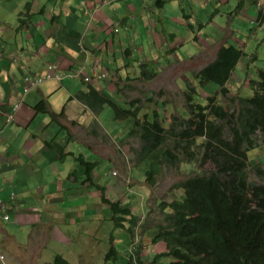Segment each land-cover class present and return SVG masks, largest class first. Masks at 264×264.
Listing matches in <instances>:
<instances>
[{
	"label": "crops",
	"instance_id": "crops-1",
	"mask_svg": "<svg viewBox=\"0 0 264 264\" xmlns=\"http://www.w3.org/2000/svg\"><path fill=\"white\" fill-rule=\"evenodd\" d=\"M6 1H12L15 5L0 16V199L10 201V193L14 191L17 194L14 204L20 205V208L18 211H9L10 220L5 219L0 210V255H6V264H39L41 258L42 264H47L44 262L46 257L53 261L59 254L70 262L63 252L65 247L74 243L68 234L79 233L88 220L94 219L92 215L96 213V208L105 204L101 198L103 190L99 188L103 186L100 176L95 171H88L85 163H92L91 157L99 154L113 164L115 160L100 154L94 145H104L102 141L112 137L106 134L99 115L78 100V95L87 91V86L81 80H68L63 84L48 80L26 95L23 94V77L32 75L44 78L50 64L59 68H76L85 64L89 74L98 71L103 65L104 72L113 75V81L125 74L124 68L120 67L122 58L127 70L145 68L152 75L157 74L167 66L157 69L155 61L135 69L130 64L136 52L142 50L143 41L149 42V48L155 47L161 52L165 35L185 43L181 34L171 32L169 25L173 23L172 20L178 21L183 29L192 28L194 34L197 26L200 29L215 27L216 20L207 17L210 20L208 26L201 25L198 20L192 23L190 16L185 13L187 9H183H192L189 0H159L157 6L147 5L148 0ZM177 1L188 3L175 6ZM206 2L209 5L222 4V0ZM228 2L226 0L222 5ZM8 5L11 6V3ZM262 7L259 12L264 18L263 4ZM181 10L184 11L183 15L179 14ZM162 12L167 18L164 21L160 18L151 24L152 20H147ZM237 12V15H241L239 13H243V7ZM233 19L229 18L230 21ZM119 23L120 32H114ZM226 34H217L223 36L219 50L227 47L229 39L225 38ZM208 38L215 42L213 38ZM134 39L140 42L138 50L132 46ZM200 40L206 41L198 33L194 41L199 43ZM215 46L216 43L203 51ZM81 47L88 53L90 51L91 56H85ZM154 57L157 58L156 55ZM179 63L182 61L179 60ZM119 67L121 71L117 73L115 69L119 70ZM109 79L101 83L105 87L101 89L102 92L99 90L102 96L107 95L106 88L111 86ZM20 98L23 99L20 101ZM42 100L47 102L46 112L35 108ZM17 106L14 120L7 124V113ZM132 124L129 122L127 128L130 131ZM61 129L68 133L64 138L58 136ZM127 132L115 139L124 140ZM73 140H79L82 147L85 145L90 149L91 157L90 154H80L77 158L73 151L75 144L71 143ZM77 150L81 151L82 148ZM71 158L79 161L82 168L75 170L77 165L71 162ZM71 177H74V184L66 188ZM104 187L109 201L114 200L108 196L109 187H113L122 195L114 202H126L122 200L123 190L117 187L113 179ZM145 255L142 254L140 258L145 260L148 258ZM17 256L20 260H14ZM78 258H83V251L79 250Z\"/></svg>",
	"mask_w": 264,
	"mask_h": 264
},
{
	"label": "trees",
	"instance_id": "trees-1",
	"mask_svg": "<svg viewBox=\"0 0 264 264\" xmlns=\"http://www.w3.org/2000/svg\"><path fill=\"white\" fill-rule=\"evenodd\" d=\"M244 57L243 50L224 47L215 61L196 74L198 89L189 85L185 113L174 115L169 128L157 112L141 121L135 103L120 105L109 92L102 97L91 87L78 95L95 114L109 105L118 120L133 123L129 134L141 140L135 153L139 165L147 169L151 186L181 163L199 167L175 188L184 191L182 198L157 204L165 218L157 225L152 242L166 244L167 251L161 256H168L170 264H264V183H255L249 176L250 153L264 145V69L257 70L256 79L250 82L251 94L233 97L239 107H226L217 100L232 93L228 84ZM209 88L215 92L206 96L208 103L198 102L201 91ZM35 108L46 112L47 102L42 100ZM85 164L88 171L96 168L95 163ZM255 172L264 174L261 166ZM102 190L115 228L125 229L131 223L128 230L135 234L133 226L139 217L119 202L109 201ZM116 255L112 250L106 259L117 261ZM137 259L135 264H143ZM47 264L70 262L59 254Z\"/></svg>",
	"mask_w": 264,
	"mask_h": 264
},
{
	"label": "rangeland",
	"instance_id": "rangeland-1",
	"mask_svg": "<svg viewBox=\"0 0 264 264\" xmlns=\"http://www.w3.org/2000/svg\"><path fill=\"white\" fill-rule=\"evenodd\" d=\"M189 1L192 9L190 7H183V9H187L185 13L190 16L192 23L195 24L198 20L201 22V25L208 26L210 20L207 17H213L216 20V23H214L215 27L200 29L197 26L194 34L192 28L187 27L183 29L179 26L178 21L172 20L173 23L169 25L171 32L181 34L180 36L185 39V43L183 44L181 39L172 38L171 36L167 37L165 35L163 37L164 47H161V52H159L155 47L149 48V42L145 43L143 41V45H141L142 50L136 52L134 60L130 63L133 68L138 69V67L144 66L147 63L152 64L157 61V69L159 67L163 68V65L167 66L166 69H160L157 74L153 75L151 71L148 72L145 68L130 71L127 70L124 58H122L120 67L124 68L123 72L125 71V74L117 76V79L112 81L111 79H114V77L110 73L109 84L111 86H107L106 91L110 95L112 94L120 105L128 107V105L135 103L134 108H139L138 117L141 121H144L147 116L152 118L154 112H157L161 116L163 125L169 128L174 115L185 113L184 106L187 104L186 92L190 90L189 85L198 89L196 74H200L206 66L215 61L222 50L219 49L222 45L221 41H223V36L217 34H222L223 32L228 33V35H224L225 38L229 39L227 47L228 45H236L237 48L239 46L240 48L238 49L245 50L244 52H246L248 57H244L235 68L233 77L228 84L232 93L227 96L220 95L217 98L224 106H231L232 108L239 107L238 102L235 103L232 101L233 97L237 99V97H244L251 94V89L249 88L250 82L256 79L255 75L257 70L264 69V18L260 15L259 5H257L258 3L264 5V0H229L225 5L222 4L226 0H222V4L211 5L207 2L205 3L206 0ZM9 3H11V6L8 5ZM187 3V1H177L174 5L183 6ZM158 4L159 0H148L147 2V5L150 6H157ZM13 5L15 3L12 1L0 0V16L6 14L8 9H11ZM242 7L243 13L240 12L239 14L241 15H237V10H241ZM167 8L169 10V4ZM179 14L183 15L184 11H179ZM168 16L170 17L171 14L168 13ZM232 17L234 19L230 21L229 18ZM160 18L163 21L167 19L162 12L147 20L149 21L151 19L152 21L150 23L152 24ZM150 30L153 31V27ZM198 33L206 41L200 40L199 43L194 41L195 35H198ZM168 34L171 33L168 32ZM142 37L145 38V34ZM208 37L214 39L216 46L203 51V49L214 45L213 40ZM132 46L138 50L140 48V42L134 39ZM155 55L157 58L154 57ZM252 58L255 60L253 61ZM179 60L182 63L177 64ZM250 66H252L251 69ZM55 67L58 72L65 70V68H59L57 65ZM121 68L119 70L115 69L116 72L121 71ZM129 72L130 74H128ZM60 79H62L61 76L56 81L61 84L71 80ZM103 88L105 89V87ZM208 90L210 92L207 90L201 91V95L197 97L198 102L203 101L202 103L204 104L208 103L207 100L204 101L206 96H212L215 92L211 91L210 88ZM23 94L27 93L23 91ZM103 96L106 95L104 94ZM22 99L20 98V101ZM98 118L102 122L106 134H109L112 139L109 138L107 141H102L104 145L95 143V148L100 154L104 156L106 154L107 158L115 160V162L110 164L105 157L99 154L91 157L92 152L85 145L84 147L80 145V139L78 137L77 139L79 140L71 141V143L75 144L73 151L77 158L80 154L83 156L90 154L93 160L92 163L96 164L95 170L96 174L100 176L101 185H107L109 180L113 179L117 187L123 190L122 200L126 202L122 203L121 207L130 208L133 215L139 217L137 224L133 226L136 236L128 230V226L130 227L132 225L131 223H126L125 229L115 228L111 206L102 202L104 205L96 208V213L92 215L94 217L93 220H88L79 233L68 234L74 240V243L70 247H65L63 252L72 264H127L128 249L130 256L133 254L135 257L133 264H135V260L142 254H146L145 256L148 258H145V261L150 259L149 262H152V264H170V258L168 256H161L167 251L166 244L164 242L153 244L152 242L157 225L161 224L165 218L163 211L158 207L156 202H171L182 198L183 190L175 188L183 181L186 182L190 176L196 174L199 167L195 164L189 165L186 162L181 163L178 167L173 168L171 171L167 170L165 174L159 176L155 187H151L148 183L147 185L150 188L143 187L146 167L144 168L142 165H139L135 153V150L140 148L141 140L138 136L129 134L130 130L127 129L129 121L118 120L115 111L109 105L104 107ZM126 132V137L130 135L128 138L122 141L115 139L118 137L121 138ZM67 134L66 130L61 129L58 136L64 138ZM80 147L82 150L78 151L77 149ZM108 150L109 152L107 154L106 152ZM250 154L251 160L249 159V162H252L249 169L250 180L255 183H264V174L259 176L255 172L256 167L260 166L264 171V145L252 151ZM71 160L73 164L77 165L75 170L82 168L79 161L73 158ZM73 179L74 177H71V180L66 183V188L74 184ZM95 193L98 192L95 190ZM108 196L114 199L111 200L112 202L122 197L113 187H109ZM95 198L96 195L94 200L97 203L98 200ZM0 210L3 211L4 218L8 220L10 218L9 214L2 208ZM141 217H144L145 220ZM154 227L155 229L153 230ZM79 250L83 251V258L81 260L78 258ZM112 250L117 252V261H107L106 259L107 254ZM16 252L20 254V252ZM18 256L14 257V260H20ZM0 258L2 259V261L0 260V264L7 263L5 254L0 255ZM42 260V258L39 260V264H42ZM51 260L49 257H46L44 262H51ZM145 261L142 259L141 263L146 264Z\"/></svg>",
	"mask_w": 264,
	"mask_h": 264
},
{
	"label": "clouds",
	"instance_id": "clouds-1",
	"mask_svg": "<svg viewBox=\"0 0 264 264\" xmlns=\"http://www.w3.org/2000/svg\"><path fill=\"white\" fill-rule=\"evenodd\" d=\"M259 6V11L262 10V4L260 5V3H258ZM118 31V32H117ZM114 32H117L119 33L120 32V25L119 27L115 28L114 29ZM13 59L16 58L15 55L12 56ZM96 65H99V63H97ZM104 69L105 67H103V65L100 66L99 70L94 72V73H87V70H86V66L84 65L83 66V70H84V75L80 76L79 79L82 81V83L84 85L87 86L86 90L88 91L91 87H94L99 93L101 91V89L103 88L101 86V83L105 82L106 80H108L110 74H107L106 72H104ZM59 74L54 72L53 69H52V64L49 65V71L46 75V77L44 78H41V77H36V76H32V75H25L23 77V83H24V86H23V91H26L28 95L32 90L34 89H37L39 88L45 81H48V80H58L59 79ZM100 90V91H99ZM102 92V91H101ZM101 94V93H100ZM23 95V94H22ZM103 97V96H102ZM46 101V100H45ZM89 106V105H88ZM91 108V107H90ZM17 109H18V106L17 107H14L13 108V111L12 112H9L7 113L6 115V121L7 123H9L10 121L14 120V117H15V113L17 112ZM94 113V111H93ZM146 170L145 169V173H144V176L145 178L142 180L144 182V186L146 188H150L149 187V183H148V180H147V174H146ZM93 171H95L96 173V170L94 169ZM117 179V178H116ZM147 183L149 185H147ZM157 185V184H156ZM155 185V186H156ZM151 186V185H150ZM155 186H151V187H155ZM104 186H101L99 187L100 190H102ZM178 190H181V189H178ZM183 195H184V191H183ZM17 201V194L16 192H11L10 193V201L6 202L2 199H0V208L3 209V206H5L4 210L9 214V211L10 210H15V211H18L19 208H20V205H15L14 203ZM119 203L121 204V202L119 201ZM156 204H158V201L156 202ZM10 220V219H9ZM135 233V232H134ZM135 236H136V233H135ZM129 248V246H128ZM108 261V260H107ZM128 261H132L131 260V256H130V253H129V249H128V254H127V264H128Z\"/></svg>",
	"mask_w": 264,
	"mask_h": 264
},
{
	"label": "bare ground",
	"instance_id": "bare-ground-1",
	"mask_svg": "<svg viewBox=\"0 0 264 264\" xmlns=\"http://www.w3.org/2000/svg\"><path fill=\"white\" fill-rule=\"evenodd\" d=\"M87 7H88V3H87ZM119 25H120V23H119ZM81 48H82V51L85 53V56H86V54L88 55V57L91 56L90 51L88 53V51L85 48H83V47H81ZM52 69H53L54 72L58 73L59 76L62 77V79H71V80L76 81V80H80L79 77L82 76V75H84L83 66L82 67H76V68H65V70H62V71H59L58 72V70L56 69L55 65L52 64ZM107 74H108V72H107ZM62 79H60V80H62ZM131 252H132V248H131ZM134 258L135 257L132 254L131 255L132 262H133V259ZM136 260H138V259H136ZM136 260H135V263H136Z\"/></svg>",
	"mask_w": 264,
	"mask_h": 264
},
{
	"label": "built area",
	"instance_id": "built-area-1",
	"mask_svg": "<svg viewBox=\"0 0 264 264\" xmlns=\"http://www.w3.org/2000/svg\"><path fill=\"white\" fill-rule=\"evenodd\" d=\"M118 32V31H117ZM5 208V206H3V209Z\"/></svg>",
	"mask_w": 264,
	"mask_h": 264
}]
</instances>
